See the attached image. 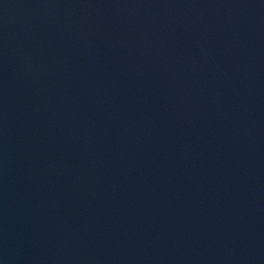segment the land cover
<instances>
[{"label": "water", "instance_id": "water-1", "mask_svg": "<svg viewBox=\"0 0 264 264\" xmlns=\"http://www.w3.org/2000/svg\"><path fill=\"white\" fill-rule=\"evenodd\" d=\"M0 264H264V0H0Z\"/></svg>", "mask_w": 264, "mask_h": 264}]
</instances>
